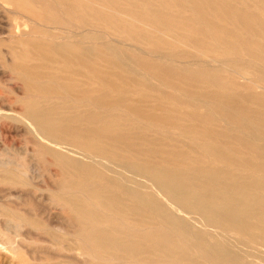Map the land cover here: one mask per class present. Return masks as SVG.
Wrapping results in <instances>:
<instances>
[{
  "label": "bare ground",
  "instance_id": "1",
  "mask_svg": "<svg viewBox=\"0 0 264 264\" xmlns=\"http://www.w3.org/2000/svg\"><path fill=\"white\" fill-rule=\"evenodd\" d=\"M3 1H15L17 7L22 6V0ZM55 1L65 7L71 4V0ZM153 1L146 0V3ZM155 1L174 10L155 7L139 14L130 8L127 14H139L142 20L155 24L152 31L174 32L180 37L178 44L185 48L196 45L202 50L200 58L211 63L217 60L219 44L235 52L263 58L264 0ZM72 8L81 11L77 12L76 23L65 21L63 17L64 21L45 22L46 25L38 29L31 27L25 38L29 49L24 53L8 49L13 59L7 67L24 87V96L19 101V110L6 99H0V137L26 135L32 149L28 147L13 154L4 146L0 153V231L22 235L23 241L43 244L57 241L61 248L76 256L92 254L114 264H122V261L264 264V175L241 173L249 168L264 174L261 161L251 159L248 163L246 158H241V154H248L264 159V142L228 137L224 130L217 128L218 119L190 100L182 101L184 108L174 107L175 104L140 106L130 100L131 89L114 97L106 93L103 85L114 89L115 83L100 68L101 62L133 72L123 55L129 56L148 74L162 77L170 87L181 91L196 88L190 95L212 97V92L217 90L211 85L217 80L201 69L185 71L174 65L135 57L117 42L101 45L96 40L101 36H116V32L99 34L98 22L89 20L84 10L93 18L102 12L81 1ZM30 12L26 10L23 15L26 20L15 21L9 32L17 33L21 27H27L28 20L34 21ZM156 22L161 29H157ZM115 25L116 31H129L143 43L154 39L146 29L132 32L121 22ZM77 30L81 32L72 33ZM168 34L162 32V37ZM72 37L76 40L69 41ZM85 40L91 42L87 44ZM164 40L159 39L161 45L167 44ZM173 46L176 45L169 43L168 47ZM235 77L243 79V87L260 89L256 97L264 101L262 81L239 72L228 77L232 84L236 82ZM139 82L148 87L145 79ZM199 82L203 86H196ZM214 96L218 101L208 104L209 108L227 120V103L233 104L234 99L226 93ZM103 106L107 109L104 112L100 111ZM118 106L145 124H130L127 115L117 112ZM184 135L190 136L187 146L192 151L208 155L213 161L223 160L230 168L206 165L204 157L164 148L170 140L177 143ZM233 139L246 151H237ZM12 145L18 147L13 142ZM43 155L50 157L49 165L57 168L59 178L55 185H50L53 189L49 197L33 198L50 200L51 208L66 213L71 224L65 231L75 235L70 245L64 244L63 238L54 232L58 228L56 224L66 218L60 220L56 212L45 218L37 216L18 202L21 194L30 192L31 196L37 189L35 181L41 175L38 158ZM174 156L179 157L175 163ZM156 158L157 161L153 160ZM173 164L176 166H169ZM65 174L72 178L65 179ZM53 176L51 174V178ZM6 187H21L15 191V200L1 194ZM156 218L161 227L152 226ZM198 223L202 227L196 226ZM12 247H8L0 235V264H31L28 261L35 259L32 252L26 259L24 254H15L17 245ZM22 257L26 261H22Z\"/></svg>",
  "mask_w": 264,
  "mask_h": 264
},
{
  "label": "rangeland",
  "instance_id": "2",
  "mask_svg": "<svg viewBox=\"0 0 264 264\" xmlns=\"http://www.w3.org/2000/svg\"><path fill=\"white\" fill-rule=\"evenodd\" d=\"M80 1L83 2L84 4L89 5L95 10L99 9L102 12V14H98L100 16H98L97 18H93L92 15H90L89 13L86 14L85 13L86 11L84 10V15H86L89 20H91L92 22H98L100 26V30H96V31H100L99 34L101 33V35H104L103 32H107V31L116 32V36L114 35L101 36L99 40H96L101 45L102 44L107 45L112 42L113 43L117 42L116 44H118L120 48L135 55V57H141L145 60L156 61L163 65H174L175 67L184 69L185 71L194 72L197 69H201L204 72L206 71V73H210L211 77H214L217 80L216 84L211 85L212 88L217 90L212 92L213 95L212 97L208 93L206 94H208L210 98L203 94L202 95L198 94L196 96L195 94L190 95L189 93H193L192 90L196 88L192 87L193 88L192 89L191 87H189L188 88L189 90L181 91L180 89H175L173 87H170L169 84H167L162 80V77H159L158 75L155 76L148 74L147 71L143 69L141 66H138L134 60L128 58L129 56L123 55L125 62H127L126 65L127 66L131 65L129 67L133 72H130V70L126 71L125 69L115 68L101 62L100 68L103 71H106L107 74L110 75L109 78L111 82L115 83L114 89H111L109 86L103 85V88L106 93H109V95L111 94L114 97L115 95L122 93L126 89H131L132 92L128 93L130 100L140 106H149V105L152 106L155 104H161L166 106L170 104H175L174 107L184 108V105L181 104L182 101L190 100V102L200 104L202 111L209 112L216 119H218L219 121L216 122V124H218L217 128L224 130L228 137L232 138V137L240 136L249 139L251 141H253L254 139V141L255 142L257 141L258 143L264 142V114H259L260 112L264 113V101H261L259 98L256 97L259 96L258 93H260L259 91L260 89L258 88L249 89L243 87L242 86L243 79H239L237 77H235L236 80L235 84H232L228 79V77L232 78V76H234V74L236 75V73L244 72L246 77L251 78L253 80H260L264 83V54H262L263 58L258 59L255 57L248 56L243 52H235L233 50H230L228 47L226 48L223 45L219 44L216 47V49H218L219 51L217 60L212 63L210 61H206L205 59L200 58L202 57V50L199 49L196 45H193L194 47L185 48L184 46L178 44V42H180L181 40L177 34L169 30L161 29L160 24L157 22H156L157 29H161V30L152 31L151 27L153 28L155 24L152 23L151 25L148 23L149 21L147 22L146 20H142L139 17L140 16L139 14H141L142 11H148L150 10V8L157 7L158 9L161 8V9L174 10V8L172 9L167 5L159 3L158 1L155 0L150 4H147L146 0H71V4L67 7L62 6V4L58 3V1L55 0H22V4H20L22 6H20V8L16 6L15 1L7 3L4 2L3 0H0V29L4 30L2 32L0 30V36H1L0 41H3V44L0 45V66H1L0 82H2L0 83V99L2 100L6 99V102L11 104V106L15 110H19V108L21 107V103L19 101H22L21 98L22 96H24V87L20 84L19 81L13 78L14 77L13 71L7 67V64H9L10 61L13 59L11 52H8V49L10 50L11 47L12 50L19 53H24L25 50L29 49V44L25 40V38L29 36L31 27H35V29L36 28L38 29L40 28V26L45 24V22H54V21L59 22L61 20L64 21L63 17L66 18L65 21L76 23V20L78 18L77 16L79 15V13L77 12H81V11L80 10L76 11L75 9L72 8V5H78ZM130 8L134 9L137 13H139L137 14L138 16L136 15V13L133 15L127 14V10ZM24 9L25 11L26 10L29 12L31 11L30 14H32V16L35 18L34 21L28 20L27 27L25 28L21 27L19 32L17 33L9 32L8 29L11 27L13 23L26 20V18L23 17V15H25ZM8 11L11 12L9 13ZM19 13L21 14L19 15ZM120 22L126 25L128 28H130L131 29L130 31L132 32L136 29H143V30L146 29V31L149 34H151L154 39H152V41H150V43L147 44V43H143L139 39L133 38L135 35H132V33L129 31L118 32L115 30L114 26H117L115 24ZM87 29L91 30V28H87ZM79 32L81 31L78 30L72 31V33H79ZM162 32H168L169 34L167 36L162 37ZM20 34H23L25 36L23 35L21 36ZM8 35L10 38L8 37ZM160 38L165 39L164 41H166L165 43L167 44L161 45L159 41ZM68 39L69 41L76 40L75 37H72V39L71 38ZM207 41L210 40L208 39ZM85 42L86 43L91 42V40H85ZM169 43L175 44L176 46L168 47ZM173 50L175 54L172 52ZM144 79L146 80L148 84L146 86L148 87H145L139 82V80H144ZM196 86H203V84L199 82L196 83ZM14 89L16 91H14ZM220 93H226L230 95L232 99H234L232 100L233 104L227 103V107H226L227 120H223L222 118H220L217 115V113H215L209 108L208 105L213 102L216 103L218 100L215 98L216 96L214 95H218ZM143 95H145L144 98H142ZM261 95L264 96V94ZM32 97L38 98L37 96H32ZM175 101H178V103L177 104L174 103ZM106 110L107 109L105 106L100 107V111L104 112ZM117 112L122 116L124 114L127 115L128 122L130 124L133 125L145 124L141 120L136 119L130 112H128L127 110H125V108L121 106L117 107ZM235 115L236 118L232 119L233 116ZM147 133L149 135L152 134L149 132ZM0 138L2 139V141L0 140L1 143L0 153L1 151L3 152L4 146H5V150L8 149L7 151L12 152L13 154L15 152L22 151L28 147L30 148V150L32 149V145L27 141L26 135L21 134L19 136H13L12 138L8 137L9 139L4 138L2 135ZM179 138L180 139L177 143L175 141L170 140L169 141L170 144H168V146H165L164 148L173 149L175 152H184L192 157L200 156L199 158L201 159H203L204 157L203 161H205L204 164L206 165H216L217 167L230 168L228 165H225L226 163H223V160L219 159L217 161H213L212 157H209L208 155H203L202 153L199 154V151H192V149L189 146H187L188 145L187 142L190 141V136L187 137V135H184V136H180ZM12 142L14 144H17L18 147L16 148V145L14 147V145H12ZM233 142H235V139H233ZM6 145L8 146L6 147ZM234 147L237 151L238 150L246 151L237 142H235ZM239 156L240 155L237 156V159L240 158ZM242 157L244 159L246 158L245 160H247L248 163L251 161V159L257 162L261 161L263 163L260 162V164L264 168L263 166L264 159L256 158L248 154H243V155L241 154V158ZM172 158H173V163L177 162V160L179 159V157L176 156ZM38 160L40 161V165H41L40 166L41 175L35 181L37 185L36 186L37 189L31 196L29 194L30 192L29 193L25 192L24 194H21L18 202H20L31 213L37 214V216L40 215L45 218L48 215H50L51 212H56L58 216L59 215L61 216L60 220L66 218V220H62L59 224H56L58 228L55 229L54 232H56V234H58L60 237L63 238L62 240L64 244L66 245L73 244L71 241H73L72 238L73 239L75 238L74 233L72 232L69 233V230L65 231L66 228L70 229V224H71L67 219L66 213H64L63 211L58 212L55 211L54 208H51L52 205L50 200L36 201L33 198L34 196L39 197L40 195H42L44 198L49 197L50 190L53 189V187L50 185L53 184L55 185L56 179L59 178V176H57V168H55V166L49 165L51 159L48 155H43V157L41 158L39 157ZM153 160L157 161L158 159L156 158ZM169 166L175 167L176 165L173 164ZM231 168L234 169L237 167H231ZM51 169L53 171H51ZM245 170L246 171H241V173L264 175L262 171H252L249 168ZM51 174L54 175L52 178H51ZM63 177L67 180L72 178L68 174H65ZM39 184H41V186ZM19 188L21 187H12V188L6 187L5 191L2 192L1 194L4 196L9 195L11 199L15 200V195H16L15 191H17ZM181 215H183V217L185 218L187 217L184 213H182ZM161 225L162 224L159 222V219L156 218L155 220H153L152 226L161 227ZM196 226L202 227L200 223L196 224ZM0 235L4 238L5 243L8 247L13 246L12 248H14L15 245L18 246L15 248L16 249L15 254H21V255L24 254L26 259H28L29 258L28 254H31L32 252V254H34L33 256L35 259L34 260L30 259V261H28L31 262V264H51L54 262L55 264H114V261H108V259H106L105 257H102L101 259L98 257L97 259V257L96 256L94 257L92 254L84 255L85 257L78 255L76 256L73 252H69L61 248V244H59V242L57 241H54L53 243L45 242V244L40 242H29L27 240L23 241V239L21 240V238L23 237L22 235L15 236L11 231H0ZM22 250L27 253H23ZM178 251L182 252L183 250H178ZM17 259H14V263H17ZM21 259L22 261L24 260L26 261L24 257H22ZM122 264H145V263H140L136 261H122ZM150 264H155V263H150ZM160 264H172V263L170 261H166V262L164 261L163 263Z\"/></svg>",
  "mask_w": 264,
  "mask_h": 264
}]
</instances>
